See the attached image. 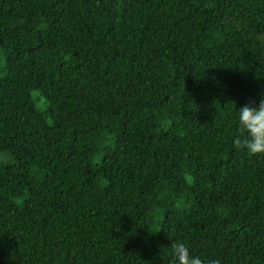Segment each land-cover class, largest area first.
I'll list each match as a JSON object with an SVG mask.
<instances>
[{
  "label": "trees",
  "instance_id": "trees-1",
  "mask_svg": "<svg viewBox=\"0 0 264 264\" xmlns=\"http://www.w3.org/2000/svg\"><path fill=\"white\" fill-rule=\"evenodd\" d=\"M264 0H0V264H264Z\"/></svg>",
  "mask_w": 264,
  "mask_h": 264
},
{
  "label": "clouds",
  "instance_id": "clouds-1",
  "mask_svg": "<svg viewBox=\"0 0 264 264\" xmlns=\"http://www.w3.org/2000/svg\"><path fill=\"white\" fill-rule=\"evenodd\" d=\"M237 126L242 135L233 138V144L244 148L248 153H264V93L257 104L249 99L238 107ZM173 264H205L199 256L190 254L182 242L172 245ZM207 264H217L216 261Z\"/></svg>",
  "mask_w": 264,
  "mask_h": 264
}]
</instances>
